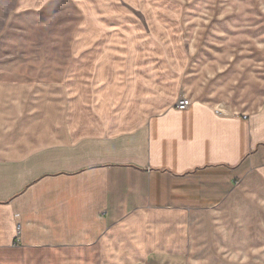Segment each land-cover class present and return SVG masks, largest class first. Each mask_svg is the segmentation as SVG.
<instances>
[{"label":"crops","instance_id":"1","mask_svg":"<svg viewBox=\"0 0 264 264\" xmlns=\"http://www.w3.org/2000/svg\"><path fill=\"white\" fill-rule=\"evenodd\" d=\"M111 3L80 0L58 81L0 80V264H264V105L217 115Z\"/></svg>","mask_w":264,"mask_h":264},{"label":"rangeland","instance_id":"2","mask_svg":"<svg viewBox=\"0 0 264 264\" xmlns=\"http://www.w3.org/2000/svg\"><path fill=\"white\" fill-rule=\"evenodd\" d=\"M42 1L25 9L0 0V80L58 81L71 58L80 0ZM111 8L157 12L161 58L176 46L185 54L189 95L240 114L264 105V0H112Z\"/></svg>","mask_w":264,"mask_h":264},{"label":"built area","instance_id":"3","mask_svg":"<svg viewBox=\"0 0 264 264\" xmlns=\"http://www.w3.org/2000/svg\"><path fill=\"white\" fill-rule=\"evenodd\" d=\"M192 104V100L189 97L183 96L181 95L176 103H175V108L177 111L179 112H183L185 110H187V108H189ZM217 115L220 116H226V112L222 111L219 107L215 110ZM14 221H15V232H16V237L18 238V235L20 233V221L18 216L14 217Z\"/></svg>","mask_w":264,"mask_h":264}]
</instances>
